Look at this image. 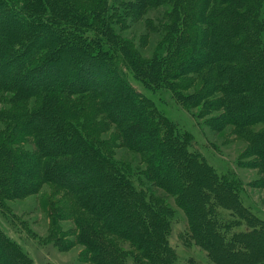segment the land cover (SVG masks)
<instances>
[{
    "label": "trees",
    "instance_id": "obj_1",
    "mask_svg": "<svg viewBox=\"0 0 264 264\" xmlns=\"http://www.w3.org/2000/svg\"><path fill=\"white\" fill-rule=\"evenodd\" d=\"M162 5L169 8L160 21L147 18L152 30L167 31L163 53L149 58L148 72L143 56L131 54L130 40L117 33V26L128 28L145 19L148 8ZM1 18L7 19V27L0 31V102L9 107L0 111L5 123L0 132V200L55 184L72 195L79 242L98 264H128V256L140 264H179L168 240L171 205L155 195L152 184L173 192L185 210L196 197L200 212L191 225L202 240L204 234L216 243L218 259L228 262L240 255L256 260L255 248L235 253L237 245L249 249L252 237L243 231L227 236L231 223L224 224L206 192L224 188L214 189L209 170L195 162V156L203 157L206 167L212 166L197 143L190 138L185 149L172 121L156 116L137 97H125L122 89L146 98L129 74L155 86L165 74L179 77L202 70L201 89L186 101L219 91L229 109H246H238L235 120L226 119L228 124L248 125L250 110L260 115L249 125L264 122V0H0ZM116 68L126 87L116 83ZM226 71L229 77H220ZM233 93L238 97H230ZM32 138L34 149L29 147ZM255 138V154L264 166V133ZM28 139L30 145H21ZM119 147L147 153L148 169L142 172L147 185L137 187L130 170L115 159L112 150ZM227 183L243 199L234 180ZM4 234L1 230L2 264L28 261ZM111 235L129 241L137 254Z\"/></svg>",
    "mask_w": 264,
    "mask_h": 264
},
{
    "label": "rangeland",
    "instance_id": "obj_2",
    "mask_svg": "<svg viewBox=\"0 0 264 264\" xmlns=\"http://www.w3.org/2000/svg\"><path fill=\"white\" fill-rule=\"evenodd\" d=\"M113 1L111 0V2ZM165 8H169V6L162 5L155 9L150 7L142 21L133 23L128 28L117 26V33L130 40L131 54L139 55L140 52L143 56L144 71H150L149 58L156 53H163L164 49L161 45H163V39L167 34V31L163 29L152 30L147 18L151 17L155 22L160 21L164 16ZM122 10H119L121 14ZM114 12L115 10L112 8L110 13ZM6 23L7 19H0V31L5 28ZM146 35H148L147 40ZM3 53L1 51V60L4 59ZM116 54L115 52L111 53L114 60H116ZM227 64L225 63V65ZM231 65L233 68L236 66L235 63H231ZM203 73L205 71H190V73L179 77L165 74L161 80H158L159 84L157 83L155 86L150 84L149 86L143 78L129 74L131 83L146 98L139 95L134 97L129 89L122 90L125 97L129 99L137 97L139 102L147 106L146 108L149 107L148 109L156 116L172 121L175 125L174 131L176 134H180L185 149L188 148V139L192 138L197 143L196 145L202 153L201 156L204 155L212 166L206 167L207 163L203 157L195 156V162L205 166L206 171L209 170L211 173L209 176L213 181L212 185L216 184L214 189L224 188L223 192L216 190L215 192L211 190L206 192L216 204L217 212L225 219L224 224L231 223L228 229L229 234L225 235L230 236L232 232L243 231L242 233L252 237L253 245L249 249L243 245H237L235 253L248 254L250 251L253 253L255 248L259 254L258 257L256 260H243L244 258L240 259L239 255L237 258L232 257L228 262L223 261L222 257L218 259L214 252L217 250L216 243L211 238L204 237V234L202 240L195 233L194 226L191 225V220L195 222L200 212V209L194 205L196 197L192 196L191 200L194 203L187 204L191 208L185 210L176 204V195L173 192L164 191L152 184L150 188L156 196L165 198L171 205L169 218L172 223V233L169 234L168 240L176 251L179 264H264V166L260 157L255 154L258 148V140L255 135L264 133V122L260 121L249 125L260 114L253 110L250 112L247 110V118H245L248 125L238 126L239 124L232 122L228 124L229 121L226 119L235 120L237 118L235 113L238 112V109L243 111L246 109L241 106L229 109L225 99L220 101L225 95L219 91H210L206 97H200L198 101H193L197 99L186 101L188 94L196 96L197 91L201 89ZM219 74L220 77H229L230 71ZM13 75L14 73L10 74V77ZM114 75L116 83L123 88L125 79L119 69H114ZM6 94L12 95L11 92ZM230 97L237 98L238 96L233 93ZM7 106L9 107V104L0 102V111L6 109ZM114 129L115 127L109 132L111 133ZM4 130L5 123L0 121V132ZM34 140L35 138H32V141L25 140L21 145L31 144L29 147L34 149ZM28 141L31 143L27 144ZM112 151L115 159L130 170L128 174L137 187H141V183L148 184L142 173L143 170L148 169V164L144 160L147 155L145 151L139 153L127 147H119ZM261 157H264V152L261 153ZM200 169L205 171L204 168L200 167ZM230 180H234L243 199L235 194L232 189L233 184L227 183ZM216 192L219 194L217 195ZM73 202V197L67 190L58 188L52 183L45 184L36 194L0 200V231L2 230L5 237L17 244L26 254L28 261H25L24 264H98L94 258L91 259L89 251L85 250L83 244L79 242L80 234L77 232L76 220L71 212ZM248 208L255 214L251 213ZM221 230L224 233L227 229L223 227ZM110 238L116 243L123 244L133 254H137V250L131 246L129 241H124L116 235H111ZM258 239L261 241L259 242ZM61 241L65 244L64 247L61 246ZM226 242L228 243V239ZM218 249L220 250V248ZM127 261L128 264H140L132 256H128ZM143 262L148 261L143 260ZM143 262L141 261L142 264ZM2 263L1 256L0 264Z\"/></svg>",
    "mask_w": 264,
    "mask_h": 264
}]
</instances>
